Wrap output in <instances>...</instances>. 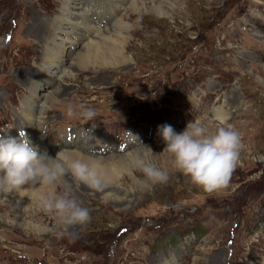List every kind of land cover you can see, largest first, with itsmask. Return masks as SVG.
I'll list each match as a JSON object with an SVG mask.
<instances>
[{
    "label": "rangeland",
    "instance_id": "rangeland-1",
    "mask_svg": "<svg viewBox=\"0 0 264 264\" xmlns=\"http://www.w3.org/2000/svg\"><path fill=\"white\" fill-rule=\"evenodd\" d=\"M62 1L0 0V136L26 132L19 104L41 105L59 83L67 93L50 105L41 130L52 150L66 138L111 156L142 155L148 146L169 179L146 181L129 158L102 174L101 189L125 196L95 195L83 183L62 180L56 192L67 191L90 212L83 224L43 212L29 195L0 199V264H262L264 0H129L104 11L98 0H87L88 16L102 11L92 20L95 40L122 22L128 62L116 65L113 49L100 48L83 63L76 58L86 53L84 42L72 35L62 41L61 77L36 76L31 92L25 78L42 64L45 44L35 27L48 25ZM66 8L81 10L72 1ZM81 105L94 118L80 115ZM190 120L239 132L242 147L227 186L204 191L162 152L159 129L170 125L179 133Z\"/></svg>",
    "mask_w": 264,
    "mask_h": 264
},
{
    "label": "clouds",
    "instance_id": "clouds-1",
    "mask_svg": "<svg viewBox=\"0 0 264 264\" xmlns=\"http://www.w3.org/2000/svg\"><path fill=\"white\" fill-rule=\"evenodd\" d=\"M80 109V115L85 119L94 118L93 109L84 105ZM68 115H74L71 107ZM159 135L165 145L162 152L171 158L172 167L188 177L193 185L207 192L227 186L242 147L236 129L219 126L210 130L201 121L190 120L179 133L172 126L164 125L159 129ZM145 147L147 152L131 157L132 166L146 181L167 182V170L152 162L153 151ZM67 173L90 189L101 190L103 186L100 166L92 159L69 156L65 149L53 158L34 146L24 129L19 130L18 138L0 136V190L11 192L30 187L35 194L34 203L43 212L66 224H83L90 219L89 210L67 191L56 192V185Z\"/></svg>",
    "mask_w": 264,
    "mask_h": 264
},
{
    "label": "bare ground",
    "instance_id": "bare-ground-1",
    "mask_svg": "<svg viewBox=\"0 0 264 264\" xmlns=\"http://www.w3.org/2000/svg\"><path fill=\"white\" fill-rule=\"evenodd\" d=\"M71 1L74 2L75 6L80 8L81 10L80 11L73 10L72 13H70V9L67 10L66 6ZM128 1L129 0H98V2L100 3V6L103 9L102 11H104L107 8L111 9L112 6H118V8H120L123 5L128 4ZM132 1L133 0H131V2ZM63 2L64 0L57 7L58 8L57 12L53 16L52 19L50 18V23L48 25H46L45 27H42L41 26L42 23H38V25L35 27L36 31H39L40 36L42 38H45L44 39V43H45L44 50L42 53V55L44 56L43 57L44 60H41L42 64L40 66H36V69L32 70L31 74L30 73L28 74L29 75L28 78L23 77L27 74L26 72L18 73L19 75H21V77L26 79L28 86H29L28 88L31 92L33 91V89H35V86H36V83L34 81L36 76H38V78L46 76L48 77V79H51V80H54V78L58 79L59 77H61L60 71L61 70L63 71L65 68V61H63V58H62L63 56L60 50L62 49V46L64 45L62 41L63 39H71L72 35L79 36L82 42H84L83 45L85 47L86 53L84 52L82 54H79L76 58L77 60L81 62L87 61V59L89 58V53H91L92 50L100 49V48L111 49V50L113 49L111 52L114 55L113 56L114 64L123 66L125 63L128 62V59L126 58L123 52L124 51L123 42L119 40L121 32H122L120 30L125 29V27L123 26L122 22H120L119 20H117V18H115L117 10L113 11L114 14L112 16L117 20L114 22V26L112 28L114 30L107 29L106 31L107 35H104L99 40L97 39L95 40L90 35V31L92 32L93 28L95 30L98 27L97 28L95 27L92 20L93 19L99 20L100 18L98 15H100L102 11L100 10L99 12L94 13L93 18H91L90 16L87 15L88 13H86L85 11V9L87 8V4H89L87 0H66L65 3ZM83 4H84L83 6L84 8H81L80 5H83ZM96 9H100V8L99 7L94 8L93 11L96 12ZM73 15H78L79 18L75 19ZM78 25H81V29L79 30L81 33H78L76 31V28L78 27ZM60 32L64 33L65 36L60 37L59 36ZM66 93L67 92L63 90V87H60L59 83H57V84H53V87H50L49 90H47V92L44 95H42L44 96V101L41 105H39L36 101L32 102L31 101L32 99H28L24 103L19 104L20 106L18 108L21 113L20 116L26 123L24 124L26 125L25 126L26 133L34 146L38 147V149H41L44 152L50 151L48 154H50L49 156L53 158L55 157L58 151L65 149L66 154L69 156L84 157V158L92 159L98 163V165L100 166V171L104 175L109 174L112 171L113 165H116L115 164L116 161L117 162L118 161H121V162L128 161L129 158H131L133 155L136 154V153L135 154L133 153L131 156H127V155H112L111 156L109 153L107 154V152L102 153V154L101 153L93 154V153H89L86 151V148L92 149L93 144L92 145H87V144L80 145L77 141L72 140V139H69V142H68L67 138L65 142L59 148L57 149L54 148V150H52L53 146L50 147V145H48L47 140L43 139V136L41 133V130L42 128H44L43 126L44 124H46V121H47V120L46 121L43 120L45 118L43 115L47 114V110L49 109L50 105L54 103L57 97L59 96L61 97V95H64ZM37 97L40 98L41 96H37ZM15 136L16 134L14 133L12 137H15ZM84 139H87V137H85ZM89 143H91V141H89ZM78 146H80L81 150H79ZM62 180H64L68 184L72 182V184H74L75 186L77 185V182L74 180V178L71 179L70 177L69 179L67 174L63 177ZM66 188H68L67 185H66ZM44 191L47 192L48 189L45 188ZM94 192H95V195H108V196L113 195L116 197H121L122 195H124L123 192H116L114 190H109V189H106V190L101 189V190H96ZM10 195H11L10 192L0 190V199L3 202L11 200L12 197L21 201V198L24 195L32 196V198L35 197L34 191L30 187H25L24 189H21L19 191L15 190L14 194L11 197ZM7 209H8L7 212L10 213L12 211L13 213L12 205H9ZM262 264H264V262H262Z\"/></svg>",
    "mask_w": 264,
    "mask_h": 264
}]
</instances>
